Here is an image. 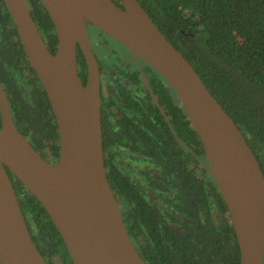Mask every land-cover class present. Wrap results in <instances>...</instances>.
<instances>
[{
  "label": "water",
  "instance_id": "1",
  "mask_svg": "<svg viewBox=\"0 0 264 264\" xmlns=\"http://www.w3.org/2000/svg\"><path fill=\"white\" fill-rule=\"evenodd\" d=\"M55 125L57 156L42 158L15 128L0 85V264H46L33 244L5 168L41 204L71 264H148L122 224L103 171L98 65L85 25L92 24L168 83L201 145L207 173L226 207L239 264H262L264 177L239 129L189 61L137 0H39L55 33L43 41L25 0H3ZM85 63L76 68L75 45ZM151 100L161 110L151 95Z\"/></svg>",
  "mask_w": 264,
  "mask_h": 264
},
{
  "label": "flooded vegetation",
  "instance_id": "2",
  "mask_svg": "<svg viewBox=\"0 0 264 264\" xmlns=\"http://www.w3.org/2000/svg\"><path fill=\"white\" fill-rule=\"evenodd\" d=\"M113 1L121 5L119 0ZM25 3L47 46L46 35L37 18V9H33L42 4L39 0H25ZM173 14L177 17L176 9L171 11L170 17L165 16L168 24ZM147 15L152 19L149 13ZM153 22L157 27L160 26ZM85 29L98 65L99 142L103 171L130 242L140 256L148 261L140 245L146 246L152 241L151 235L156 229L163 238L166 235L169 238L187 236L189 231H193L201 236L205 233L208 239V230L211 229L209 221L215 215L224 217V212L213 208L215 183L207 173L201 145L198 149L195 143L186 144L182 140L181 106L172 88L140 58H133L130 51L119 42L92 24H86ZM177 29L182 31L180 27ZM93 42H99L103 46L102 51H98ZM77 49L76 44L77 74L83 83L85 80L79 75L81 66L77 61ZM0 85L12 122L9 99L14 85L20 91L30 89L37 98L42 96L43 89L26 58L3 0H0ZM151 95L161 114L151 100ZM153 108L164 126L158 123ZM13 124L42 158L51 163L56 160L57 148L53 153L48 148V142L32 138L28 128L24 132L18 123ZM54 141L57 146L56 136ZM5 172L10 183L17 184L6 168ZM198 180L206 188L201 196L197 194ZM21 189L24 191L23 187ZM15 197L18 202L16 194ZM19 209L29 237L45 263L71 264L62 252L52 250L45 238L46 234H43L44 239L40 236L30 210L24 211L21 206ZM225 213L226 222H229L227 210ZM53 240L59 244L56 238Z\"/></svg>",
  "mask_w": 264,
  "mask_h": 264
},
{
  "label": "trees",
  "instance_id": "3",
  "mask_svg": "<svg viewBox=\"0 0 264 264\" xmlns=\"http://www.w3.org/2000/svg\"><path fill=\"white\" fill-rule=\"evenodd\" d=\"M137 1L153 21L160 24L161 33L189 61L209 93L239 129L264 177V0ZM38 5L33 9H37L47 47L54 50L56 37L52 22ZM173 9H176L177 17L173 14L168 24L165 16L170 17ZM77 61L81 66L79 75L84 81L85 63L79 49ZM10 92L13 122L24 132L28 128L32 138L48 142V148L55 153L56 132L43 91L40 98L30 89L18 90L17 85ZM153 111L158 123L164 126L154 108ZM181 136L184 143H195L200 149L182 108ZM11 186L22 210H30L40 236L44 239L43 234H46L52 250L62 252L70 263L58 232L38 200L26 189L22 191L19 181L17 184L11 182ZM196 188L198 196L206 192L205 184L200 180ZM214 189L213 208L223 211L224 217L215 215L209 221L208 239L205 233L201 236L193 231L187 236L169 238L166 235L163 238L156 229L152 232V241L146 246L140 245L148 264H239L234 232L226 222V207L215 184Z\"/></svg>",
  "mask_w": 264,
  "mask_h": 264
},
{
  "label": "rangeland",
  "instance_id": "4",
  "mask_svg": "<svg viewBox=\"0 0 264 264\" xmlns=\"http://www.w3.org/2000/svg\"><path fill=\"white\" fill-rule=\"evenodd\" d=\"M93 46L98 50L102 51L103 46L99 42H93Z\"/></svg>",
  "mask_w": 264,
  "mask_h": 264
}]
</instances>
